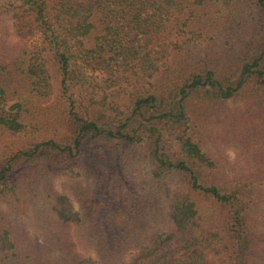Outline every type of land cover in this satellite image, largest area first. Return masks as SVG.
I'll use <instances>...</instances> for the list:
<instances>
[{
	"label": "trees",
	"instance_id": "obj_1",
	"mask_svg": "<svg viewBox=\"0 0 264 264\" xmlns=\"http://www.w3.org/2000/svg\"><path fill=\"white\" fill-rule=\"evenodd\" d=\"M0 264H264V0H0Z\"/></svg>",
	"mask_w": 264,
	"mask_h": 264
},
{
	"label": "rangeland",
	"instance_id": "obj_2",
	"mask_svg": "<svg viewBox=\"0 0 264 264\" xmlns=\"http://www.w3.org/2000/svg\"><path fill=\"white\" fill-rule=\"evenodd\" d=\"M32 43L34 44H40V38L39 35H35L32 39ZM219 123L216 124V122L210 126L211 136L215 138V140L218 141V145L221 149L222 155L229 159L234 160L238 159L241 163L245 160L244 155H252L256 152L250 150H246V147H248V144H246L243 139L239 137L240 131L238 129H229L228 126H224L225 121L221 120L218 121ZM33 203L34 201L29 198L28 200H25L21 203H11L12 206L11 209H14L15 217L20 221L21 224H23V227H25L29 234H31L36 241H38L41 245H48L47 243V236L46 232L43 226L38 224L33 220V217L31 216L33 214ZM79 253L87 258L93 259L92 251L89 250L87 247H78L77 248ZM195 250H188V251H181L180 253H175V257L180 255H191L194 254Z\"/></svg>",
	"mask_w": 264,
	"mask_h": 264
}]
</instances>
